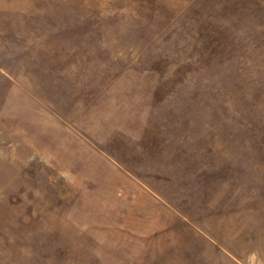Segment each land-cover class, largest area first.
<instances>
[{"label":"rangeland","instance_id":"rangeland-1","mask_svg":"<svg viewBox=\"0 0 264 264\" xmlns=\"http://www.w3.org/2000/svg\"><path fill=\"white\" fill-rule=\"evenodd\" d=\"M0 264H264V0H0Z\"/></svg>","mask_w":264,"mask_h":264}]
</instances>
